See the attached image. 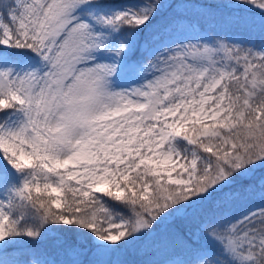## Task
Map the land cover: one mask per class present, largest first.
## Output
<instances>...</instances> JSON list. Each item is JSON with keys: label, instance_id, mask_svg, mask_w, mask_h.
<instances>
[{"label": "snow or ice", "instance_id": "1", "mask_svg": "<svg viewBox=\"0 0 264 264\" xmlns=\"http://www.w3.org/2000/svg\"><path fill=\"white\" fill-rule=\"evenodd\" d=\"M0 264H264V0H0Z\"/></svg>", "mask_w": 264, "mask_h": 264}]
</instances>
